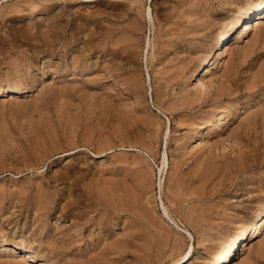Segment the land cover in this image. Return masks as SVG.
I'll use <instances>...</instances> for the list:
<instances>
[{
  "label": "rangeland",
  "instance_id": "rangeland-1",
  "mask_svg": "<svg viewBox=\"0 0 264 264\" xmlns=\"http://www.w3.org/2000/svg\"><path fill=\"white\" fill-rule=\"evenodd\" d=\"M263 1L0 0V264H181L191 247L209 264L264 215V20L231 30ZM248 239L224 264H264V229Z\"/></svg>",
  "mask_w": 264,
  "mask_h": 264
},
{
  "label": "bare ground",
  "instance_id": "bare-ground-1",
  "mask_svg": "<svg viewBox=\"0 0 264 264\" xmlns=\"http://www.w3.org/2000/svg\"><path fill=\"white\" fill-rule=\"evenodd\" d=\"M257 5H252L249 8L246 9V12L243 15H239L237 18H235V21L233 22V24L231 25V30H233V34L235 35L234 39L235 41H239L242 40L244 38V36L248 33V30L251 29L252 27L255 26H260L261 22H263L262 20H264V1L258 6ZM42 9V8H41ZM40 11H44V10H40ZM244 11V10H243ZM238 15V14H237ZM244 17V18H242ZM244 19V20H243ZM44 22V21H43ZM252 25V23H254ZM44 24V23H42ZM264 24V22H263ZM49 25V24H48ZM50 27V26H49ZM55 28V27H54ZM63 29V28H62ZM52 30V29H51ZM65 31V30H64ZM251 32V31H249ZM41 33V32H40ZM64 33V32H63ZM54 35V34H53ZM228 33L222 34L221 36L218 37L217 40H215V43L213 44V48H214V53H215V57L218 58L220 57L222 54H224V52L230 47L229 44L232 40H228L229 38ZM47 37V36H46ZM62 37V36H61ZM246 39H244L245 41ZM226 41V44H224L223 42ZM234 41V42H235ZM225 47V49H224ZM223 49V50H222ZM211 52V51H210ZM212 54V53H211ZM214 56V55H213ZM203 61V60H202ZM19 62V61H18ZM17 62V63H18ZM218 62V60H217ZM213 63H215V61H212V65ZM209 64L205 65L204 64H200L199 66H197V68L190 74L189 80L191 81L192 79H196L197 77H199L203 82L208 83L205 80L204 77V72L208 71L210 69V67L212 66H208ZM69 66V65H68ZM216 66V65H215ZM70 67V66H69ZM68 67V68H69ZM67 68H65L64 70H66ZM213 69V68H212ZM71 70V69H70ZM67 71V70H66ZM69 71V70H68ZM45 72V71H44ZM45 74V73H44ZM188 76V75H187ZM13 81V80H12ZM23 81V80H22ZM21 82V81H20ZM187 82V81H186ZM12 83V82H11ZM23 83V82H22ZM189 83V82H188ZM193 83V82H192ZM262 83V82H261ZM19 84V83H18ZM18 84H14L13 86L9 87L6 91L9 94H12L16 91H25V88L22 87V85H18ZM200 84L202 85V82L200 81ZM191 85V84H190ZM210 85V84H209ZM263 85V84H262ZM28 86V85H27ZM207 87V86H206ZM264 87V86H261ZM28 88V87H27ZM205 88V87H204ZM29 89V88H28ZM203 89V87H202ZM3 91V90H2ZM2 91L0 90V94L2 93ZM28 92V91H27ZM22 93V92H20ZM19 93V94H20ZM3 95V94H2ZM239 105L238 111L242 110L243 107H245V103L243 102H239L237 103ZM229 105V104H228ZM226 106V105H225ZM221 107V106H219ZM228 107V106H227ZM226 107V108H227ZM263 109L261 108V112H264L262 110H264V105L262 106ZM225 108V109H226ZM224 109V108H223ZM220 110V114L216 115L215 118H211V119H207L206 121V125L203 127V129H200L198 131H195L189 138V144L190 146H192L193 148L198 147L201 144L202 139H206L207 137H209L210 133H219L222 131L224 124L227 120L231 119L232 117V111L231 110ZM219 111V110H218ZM222 111V113H221ZM257 113V112H256ZM260 113V112H258ZM263 114V113H262ZM261 114V115H262ZM234 115V114H233ZM256 115V114H255ZM252 116V115H250ZM205 117V118H207ZM263 117V116H262ZM204 118V119H205ZM251 118V117H249ZM248 118V119H249ZM264 119V118H263ZM253 120V119H252ZM204 121V122H205ZM247 121V120H246ZM249 123V122H248ZM196 125V124H195ZM199 126V125H198ZM196 128V127H195ZM197 129V128H196ZM189 130V129H188ZM194 131V130H193ZM188 132V131H187ZM191 132V131H190ZM189 133V132H188ZM214 135V134H213ZM187 140H185L186 143ZM188 143V142H187ZM203 143V142H202ZM205 143V142H204ZM184 144V143H183ZM185 145V144H184ZM185 150L187 149L186 146H184ZM192 148V149H193ZM52 167V166H51ZM104 185V184H103ZM99 192V191H98ZM121 194V193H120ZM35 195V194H34ZM130 195V194H129ZM105 205V204H104ZM264 206V205H263ZM114 209V208H113ZM108 210V209H107ZM13 211V210H12ZM129 211V210H128ZM259 211V210H258ZM108 212V211H107ZM117 212V211H116ZM127 212V211H126ZM130 212V211H129ZM38 214V213H37ZM47 214V213H46ZM78 215V214H77ZM81 215V214H80ZM83 215V214H82ZM38 216V215H37ZM47 217V216H46ZM81 217V216H79ZM94 217V216H93ZM79 219V218H77ZM92 219V216L90 215L88 218H86L85 222H90V220ZM253 220L250 222H247V224H245L244 226H242V228H240V230L235 234L234 237V242L228 246L226 249H222V251H217V254L214 255V257L211 259V261L209 262V264H224L225 261L227 260H235V259H240L245 252V248H248V238L249 236H251V234H254L259 232V231H263L264 229V215L262 213V210H260L259 212H257V214L255 215L254 218H252ZM43 220V219H42ZM77 221V220H76ZM104 221V220H103ZM80 222V220H79ZM110 222V221H109ZM42 223V222H41ZM102 223V222H101ZM40 224V223H39ZM105 224V223H104ZM73 225V224H72ZM107 226V225H106ZM103 228V227H102ZM105 228V227H104ZM103 228V229H104ZM71 229V227H70ZM212 229V228H211ZM67 230V229H66ZM73 230V229H72ZM75 230V229H74ZM63 231V230H62ZM76 231V230H75ZM103 231V230H102ZM206 231V230H205ZM82 232V231H80ZM83 233V232H82ZM81 233V234H82ZM51 234V233H50ZM75 234V233H74ZM77 234V233H76ZM79 234V233H78ZM107 234V233H106ZM24 236V235H23ZM81 236V235H80ZM135 236V235H134ZM2 237V236H1ZM61 237V236H60ZM72 237V236H71ZM79 237V236H78ZM144 237V234H143ZM8 238V237H7ZM206 238V237H205ZM1 239V238H0ZM4 239V238H3ZM108 239V238H107ZM141 239V238H140ZM144 239H146L144 237ZM7 240V239H6ZM57 240V239H56ZM100 240V237H99ZM110 240V239H109ZM139 240V239H138ZM149 240V239H148ZM5 240H0V244L1 242H3ZM79 241V240H78ZM117 241V240H116ZM115 241V242H116ZM122 241V240H121ZM80 242V241H79ZM169 242V241H167ZM65 243V242H64ZM118 243V242H117ZM120 243V242H119ZM124 243V242H123ZM149 243V242H148ZM152 243V242H151ZM159 243V242H158ZM157 243V244H158ZM13 244V243H12ZM11 244V245H12ZM122 244V243H121ZM126 244V243H125ZM169 244V243H168ZM151 245V244H150ZM160 245V244H159ZM1 246V245H0ZM9 245H6L5 247L7 248ZM28 246V245H27ZM152 246V245H151ZM156 246V245H155ZM2 247V246H1ZM120 248V247H119ZM158 248V247H157ZM4 249V248H3ZM17 249H20V247H15L14 245L11 246V248H7V250L10 252V250L13 251L14 253H17ZM21 249H25L24 247H21ZM70 249V248H69ZM139 249V248H138ZM27 250V249H26ZM33 250V249H32ZM67 250V249H66ZM21 251V250H20ZM68 251V250H67ZM95 251V250H94ZM27 252V251H25ZM29 252V251H28ZM36 252V251H35ZM191 252H192V247L185 253V255L183 256V261L181 262V264H187V261L190 259L191 256ZM32 253L33 257L34 254ZM29 253V254H30ZM103 253V252H102ZM57 254V253H56ZM55 255V254H54ZM53 255V256H54ZM31 257V254L30 256ZM143 257V256H142ZM244 257V256H243ZM109 258V257H108ZM211 258V257H210ZM30 259V258H29ZM141 260V259H140ZM145 260V259H144ZM113 261V259H112ZM208 261V260H207ZM207 263V262H206ZM226 263V262H225ZM78 264V263H77ZM251 264V263H250Z\"/></svg>",
  "mask_w": 264,
  "mask_h": 264
}]
</instances>
